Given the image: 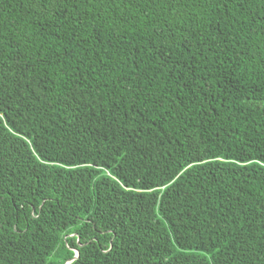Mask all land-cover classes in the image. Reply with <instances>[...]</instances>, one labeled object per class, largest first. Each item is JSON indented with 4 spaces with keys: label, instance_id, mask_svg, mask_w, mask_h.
<instances>
[{
    "label": "trees",
    "instance_id": "1",
    "mask_svg": "<svg viewBox=\"0 0 264 264\" xmlns=\"http://www.w3.org/2000/svg\"><path fill=\"white\" fill-rule=\"evenodd\" d=\"M264 264V0H0V264Z\"/></svg>",
    "mask_w": 264,
    "mask_h": 264
},
{
    "label": "water",
    "instance_id": "2",
    "mask_svg": "<svg viewBox=\"0 0 264 264\" xmlns=\"http://www.w3.org/2000/svg\"><path fill=\"white\" fill-rule=\"evenodd\" d=\"M76 257H77V252H75V255H74L71 259L67 260L66 264H67L70 260L75 259Z\"/></svg>",
    "mask_w": 264,
    "mask_h": 264
}]
</instances>
